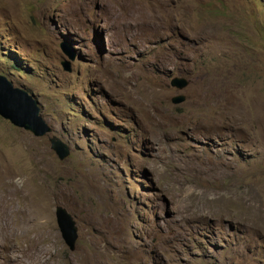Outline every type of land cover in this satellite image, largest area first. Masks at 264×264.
<instances>
[{
  "label": "rangeland",
  "instance_id": "obj_1",
  "mask_svg": "<svg viewBox=\"0 0 264 264\" xmlns=\"http://www.w3.org/2000/svg\"><path fill=\"white\" fill-rule=\"evenodd\" d=\"M0 74V264H264V0H0Z\"/></svg>",
  "mask_w": 264,
  "mask_h": 264
},
{
  "label": "water",
  "instance_id": "obj_2",
  "mask_svg": "<svg viewBox=\"0 0 264 264\" xmlns=\"http://www.w3.org/2000/svg\"><path fill=\"white\" fill-rule=\"evenodd\" d=\"M60 49L67 56L61 66L65 71H71V61L74 59L73 51L60 43ZM170 85L179 89L187 85V80L182 77H173ZM173 103L184 101L183 94L171 97ZM0 116L8 120L12 125L31 132L34 136H46L51 132V127L40 114V106L37 98L25 88L13 85L5 75L0 74ZM50 148L58 159L63 160L69 154V146L58 136H48ZM55 218L62 239L71 250L75 248L77 227L72 216L62 206L55 207Z\"/></svg>",
  "mask_w": 264,
  "mask_h": 264
},
{
  "label": "bare ground",
  "instance_id": "obj_3",
  "mask_svg": "<svg viewBox=\"0 0 264 264\" xmlns=\"http://www.w3.org/2000/svg\"><path fill=\"white\" fill-rule=\"evenodd\" d=\"M38 211H39V210H38ZM92 263H93V264H101V263H99V262L97 261V257H96V259H95V258L93 259ZM88 264H90V263H88ZM104 264H106V263H104Z\"/></svg>",
  "mask_w": 264,
  "mask_h": 264
}]
</instances>
